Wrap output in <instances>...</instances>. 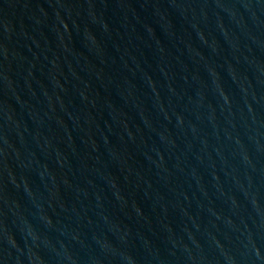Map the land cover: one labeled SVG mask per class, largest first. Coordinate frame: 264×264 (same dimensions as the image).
<instances>
[{"label": "water", "instance_id": "water-1", "mask_svg": "<svg viewBox=\"0 0 264 264\" xmlns=\"http://www.w3.org/2000/svg\"><path fill=\"white\" fill-rule=\"evenodd\" d=\"M0 264H264V0H0Z\"/></svg>", "mask_w": 264, "mask_h": 264}]
</instances>
